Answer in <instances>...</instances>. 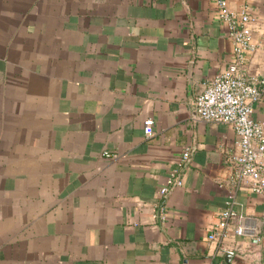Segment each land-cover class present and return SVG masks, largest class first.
<instances>
[{
    "label": "crops",
    "instance_id": "crops-1",
    "mask_svg": "<svg viewBox=\"0 0 264 264\" xmlns=\"http://www.w3.org/2000/svg\"><path fill=\"white\" fill-rule=\"evenodd\" d=\"M249 9L259 76L264 0ZM232 58L217 0H0V264H264L262 193L242 188L209 237L236 131L194 99ZM187 146L185 183L163 195Z\"/></svg>",
    "mask_w": 264,
    "mask_h": 264
},
{
    "label": "built area",
    "instance_id": "built-area-1",
    "mask_svg": "<svg viewBox=\"0 0 264 264\" xmlns=\"http://www.w3.org/2000/svg\"><path fill=\"white\" fill-rule=\"evenodd\" d=\"M250 1L245 0L241 7L234 8L229 0H217L219 16L226 23L233 44V58L194 99L199 119L226 122L236 131L235 144L228 155L231 174L225 205L209 235L217 241L223 240L226 230L240 214L237 208L239 191L248 187L264 194V123L253 116L255 103L264 98V73L259 76H249L247 73V59L256 49L251 26L255 18L249 9ZM153 125V117L145 118L144 131L148 136L153 134ZM104 153L111 155L108 150ZM191 153V146L185 147L172 164L166 182L160 189L163 195L184 185ZM234 231L237 235H244L248 227L237 224ZM220 248L231 255L236 253L234 247L223 243Z\"/></svg>",
    "mask_w": 264,
    "mask_h": 264
}]
</instances>
